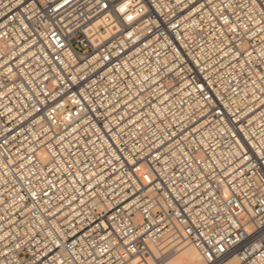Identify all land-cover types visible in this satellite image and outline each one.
Wrapping results in <instances>:
<instances>
[{
    "label": "built area",
    "instance_id": "2783aa9c",
    "mask_svg": "<svg viewBox=\"0 0 264 264\" xmlns=\"http://www.w3.org/2000/svg\"><path fill=\"white\" fill-rule=\"evenodd\" d=\"M192 2L69 0L56 9L63 0H0V251L14 249L17 234L46 251L57 235L71 244L64 233L78 232L80 245L97 253L114 237L127 239L150 264L173 247L223 237L232 259L264 264V249L255 250L264 234L259 203L241 191L231 205L215 195L222 173L240 165L233 129L264 123V96L253 99L251 83L259 73L241 67L247 57L220 51L206 12L185 9ZM185 56L207 69L200 75L215 85L220 119L193 90ZM243 181L237 174L242 192L260 196L256 176ZM61 252L63 243L49 260ZM123 253L116 246L102 264H119Z\"/></svg>",
    "mask_w": 264,
    "mask_h": 264
},
{
    "label": "snow or ice",
    "instance_id": "6c2138e0",
    "mask_svg": "<svg viewBox=\"0 0 264 264\" xmlns=\"http://www.w3.org/2000/svg\"><path fill=\"white\" fill-rule=\"evenodd\" d=\"M69 0H63V4H57L56 9L62 8L67 5ZM199 5V7H197ZM105 8L108 7L107 4L104 5ZM128 8V4H122L119 7L120 13H125ZM191 8L192 11L189 12L191 16L193 13L206 12L208 21V34L212 36L213 40H219L221 44L220 51H223L226 56H232L234 60H239L241 57H247L243 60L241 67L247 66L249 76H255L259 73L256 79H252L251 83L253 86V99L258 97L255 95L259 92L260 96H264V0H193L192 3L185 6V9ZM55 11V9H53ZM146 11V9H142ZM128 21H132L134 17L128 15L126 17ZM175 27V25H173ZM203 32V29H201ZM131 35V33H129ZM256 41H259V47H256ZM171 45L172 40L168 41ZM240 45H244L241 48ZM176 52L174 55L177 59L184 55L183 48L176 45ZM226 49V51H225ZM255 53V56L253 55ZM185 62L189 65L186 71H189L195 79L190 80V84L193 90L197 92L205 101L207 107V114L211 115L213 112L217 113L216 118L220 119L222 112L220 110V101L216 96L211 94V88L214 87V83H209L210 77L201 78V73L207 71L206 68L199 67L200 60L198 57L189 58L184 57ZM183 68V63L180 65ZM207 93V94H206ZM213 101H215L216 106L211 107ZM225 108L227 105L224 106ZM264 108V100H261L257 110ZM236 115V113H233ZM248 113L244 114V119H247ZM203 118V114L202 117ZM228 119H231L230 117ZM264 120V114L261 117ZM237 122L243 125V120L237 117ZM199 124V120L195 121ZM254 125L253 120H248V124L242 127L239 132L233 129L232 134L239 135V139L236 141L235 147L237 152L235 156L239 158L240 165L237 166L231 173L223 172L222 175L224 180L221 181V185L217 186L216 196H219L221 200L227 202L228 204H233L234 201H239L240 196H237V192L241 191L244 201L248 204L260 205L258 211L264 214V123H260L255 126V130L249 131ZM31 159V158H30ZM132 166L135 167L138 161L133 160ZM247 165V168H245ZM87 165L85 164V167ZM47 167V164L43 165ZM71 165H69V168ZM248 172H251L254 176L258 178L262 183L259 184L260 196L249 197L247 192H242L240 188L237 187L235 181L236 176L239 174L241 177V185H243V178L248 176ZM231 175L232 179H227ZM39 179V177H37ZM223 187V191L219 190V187ZM248 188H251V183L247 184ZM45 196L48 193L45 191L43 193ZM29 196L36 199L37 192L30 191ZM35 207V205H34ZM236 208L242 209L248 212L249 209L245 208L243 203H236ZM59 211V210H57ZM50 215H56V213H49ZM255 215V212L252 213ZM3 217H0L2 220ZM40 223H43L41 221ZM261 225H264V219L261 220ZM235 226L240 227V223L236 222ZM108 226L106 225L105 228ZM264 233V227L261 229ZM191 230H188L190 235ZM147 233H145L146 235ZM49 236L52 234L49 233ZM80 233L71 232L64 233V240H71L73 243L68 244L62 242L59 235L52 240L53 248L46 249V251H40L37 249L33 251L32 248L27 247L31 242L25 234V237L20 235H15L10 237L11 240L16 241L14 249L11 245H6V250L0 251V257H3V264H102L103 258L110 254L111 250L116 246L124 249L122 255H117V260L119 264H145V258L142 256L140 251L135 248H128L129 241L127 239L121 240L118 236L112 238V243L100 249V251L94 252L88 249L92 245L83 247L80 245V241L77 240V236ZM203 236V233H200ZM5 237H0V240H4ZM82 239L87 240V238ZM135 239V237H133ZM239 239V237H238ZM224 238L221 237L219 241L208 240L207 244L198 243L195 245L196 257L191 262V264H240V260H244L243 257L238 259H232V253L234 250L225 247ZM261 243L255 246V250L264 249V234L260 236ZM36 243H39L38 241ZM63 243V248L65 252H61L59 255L61 259L53 257L49 260L51 251L59 249ZM211 246H208V245ZM187 245L181 246L180 248L173 247L167 255L160 256L158 259L154 256L150 264H189V262L182 257V253L185 251ZM147 250V248H145ZM15 253L17 256L16 261L8 260V256ZM66 253V255H65ZM247 264V261H244Z\"/></svg>",
    "mask_w": 264,
    "mask_h": 264
},
{
    "label": "bare ground",
    "instance_id": "6f19581e",
    "mask_svg": "<svg viewBox=\"0 0 264 264\" xmlns=\"http://www.w3.org/2000/svg\"><path fill=\"white\" fill-rule=\"evenodd\" d=\"M184 245H187V247L185 248V251L182 253V257L185 258L189 262V264H191V262L196 257V249L190 244H182L180 245V247Z\"/></svg>",
    "mask_w": 264,
    "mask_h": 264
}]
</instances>
